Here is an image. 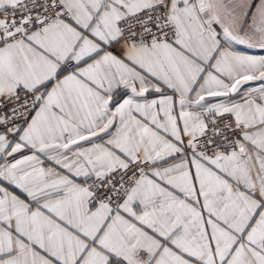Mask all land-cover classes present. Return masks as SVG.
<instances>
[{"label":"snow or ice","instance_id":"snow-or-ice-1","mask_svg":"<svg viewBox=\"0 0 264 264\" xmlns=\"http://www.w3.org/2000/svg\"><path fill=\"white\" fill-rule=\"evenodd\" d=\"M0 264H264V0H0Z\"/></svg>","mask_w":264,"mask_h":264}]
</instances>
